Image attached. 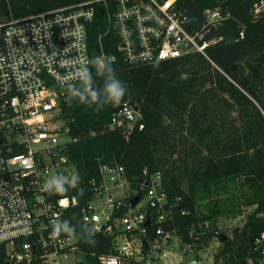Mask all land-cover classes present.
I'll use <instances>...</instances> for the list:
<instances>
[{
	"label": "trees",
	"instance_id": "obj_1",
	"mask_svg": "<svg viewBox=\"0 0 264 264\" xmlns=\"http://www.w3.org/2000/svg\"><path fill=\"white\" fill-rule=\"evenodd\" d=\"M96 1L0 0V23ZM260 3L255 17L253 7ZM180 6L190 34L201 29L205 9L230 14L207 37L216 40L205 50L207 59L192 54L128 65L111 29L117 4L93 5L94 17L85 27L87 89L97 94L98 106L116 76L127 90L118 105L135 108L139 117L131 129L112 128L118 105L96 110L86 105L87 95L80 103L85 80L60 96L56 121L69 140L65 154L78 181L64 184L62 193L51 191L49 198H77L79 207L91 201L90 182L99 180V164L123 167L128 180L137 184L144 170L160 172L180 233L208 223L206 241L219 242L216 233L226 237L216 261L229 255L225 264H246L260 256L254 240L264 233V0H181ZM72 91L77 98H72ZM79 207L63 217L81 251L76 264H98L97 257L111 254L113 240L94 235L82 222ZM237 219L239 225L230 232L220 229L221 222ZM152 227L147 228V238H152Z\"/></svg>",
	"mask_w": 264,
	"mask_h": 264
},
{
	"label": "built area",
	"instance_id": "obj_2",
	"mask_svg": "<svg viewBox=\"0 0 264 264\" xmlns=\"http://www.w3.org/2000/svg\"><path fill=\"white\" fill-rule=\"evenodd\" d=\"M108 1L117 4L111 29L128 65L192 54L206 58L205 50L216 42L207 37L230 19L229 13L205 9L201 29L190 34L181 0H98L0 23V264H62L69 256L80 260L75 237L53 236L54 224L64 223L66 212L79 202L67 197L51 201L45 184L55 179L66 184L74 177L65 154L69 140L56 121L58 99L84 82L89 66L85 27L94 17L93 5ZM261 8V3L254 5L255 17ZM118 107L111 127L131 129L137 110L128 105L114 110ZM98 173L99 180L90 182L91 201L79 207L94 235L113 240L111 254L97 257L98 264H225L229 259L216 261L221 243L206 241L208 223L180 233L160 172L144 170L138 184L119 165L99 164ZM151 224L153 235L147 238ZM254 247L260 256L246 264H264V233ZM174 256L180 261H170Z\"/></svg>",
	"mask_w": 264,
	"mask_h": 264
},
{
	"label": "clouds",
	"instance_id": "obj_3",
	"mask_svg": "<svg viewBox=\"0 0 264 264\" xmlns=\"http://www.w3.org/2000/svg\"><path fill=\"white\" fill-rule=\"evenodd\" d=\"M108 71L113 73L111 67H108ZM87 79L85 78V91L84 93L80 94L78 100L80 103L84 104L85 95L88 96L89 102L86 104L89 107L93 105L96 106V110H99L101 107L108 105V104H120L122 98L126 94V86L121 83V81L115 76L112 77L110 82L104 89V99L100 105L97 106L98 96L95 92H89L87 89ZM72 98L76 97V92L72 91L70 93ZM78 181V177H73L72 180L69 182L71 185H75ZM64 181L60 179L50 180L45 184V189L47 191H52L56 193H62L66 189L64 187ZM61 232L67 233L68 235H73L74 230L67 227L66 223H56L53 226V236H59Z\"/></svg>",
	"mask_w": 264,
	"mask_h": 264
},
{
	"label": "rangeland",
	"instance_id": "obj_4",
	"mask_svg": "<svg viewBox=\"0 0 264 264\" xmlns=\"http://www.w3.org/2000/svg\"><path fill=\"white\" fill-rule=\"evenodd\" d=\"M237 225H239V220L238 219L237 220H233V221H229V222H221L219 224V227H220V229H222V230H224L226 232H230ZM213 242H214L215 246L218 244V241H216V240H214ZM216 252H217V250H216ZM77 261H78L77 257L69 256L67 261H62L61 263L62 264H75ZM170 261L179 262L180 258L178 256H174V257L170 258Z\"/></svg>",
	"mask_w": 264,
	"mask_h": 264
},
{
	"label": "water",
	"instance_id": "obj_5",
	"mask_svg": "<svg viewBox=\"0 0 264 264\" xmlns=\"http://www.w3.org/2000/svg\"><path fill=\"white\" fill-rule=\"evenodd\" d=\"M121 109V107H118V108H116L115 110H114V112H117L118 110H120ZM63 174L64 175H67V173L66 172H63ZM138 202V198H136V199H134L133 200V202L130 204V208H132L136 203ZM149 224V220L147 219V221H146V226ZM215 237L219 240V242L222 244V243H224V241L226 240V237L225 236H223V235H221V234H219V233H216L215 234Z\"/></svg>",
	"mask_w": 264,
	"mask_h": 264
}]
</instances>
